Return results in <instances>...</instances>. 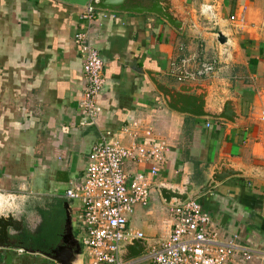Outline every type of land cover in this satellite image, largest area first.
Masks as SVG:
<instances>
[{"label": "crops", "instance_id": "1", "mask_svg": "<svg viewBox=\"0 0 264 264\" xmlns=\"http://www.w3.org/2000/svg\"><path fill=\"white\" fill-rule=\"evenodd\" d=\"M168 4L180 30L153 14L97 10L91 37L105 63L106 86L98 101V126L86 128L79 111L86 80L75 44L83 8L61 0H0V217L11 216L18 225L11 230V247L0 248V264H52L43 253L61 241L65 203L80 239L79 203L67 200L65 191L70 181L82 178L102 132L127 146L168 148L159 174L150 178V199L162 226L137 228L142 207L129 221L150 242L167 239L173 225L160 186L190 185L196 194L216 170L241 172L195 201L210 215L220 242L253 250V264H264V121L257 93L264 84V0ZM243 13L245 25L231 20ZM220 33L228 38L225 46ZM186 53L197 54L200 62L218 60L216 76L179 83L172 65ZM163 90L180 98L205 94L207 108L217 114L230 102L235 119L174 111ZM126 169L147 175L150 165L128 162ZM61 216L62 234L57 233ZM39 231L57 234L58 243L30 250L19 241ZM84 258L83 249L79 264H88Z\"/></svg>", "mask_w": 264, "mask_h": 264}, {"label": "built area", "instance_id": "2", "mask_svg": "<svg viewBox=\"0 0 264 264\" xmlns=\"http://www.w3.org/2000/svg\"><path fill=\"white\" fill-rule=\"evenodd\" d=\"M96 13L89 6L82 10L81 30L75 36L86 80L79 102L80 126L86 128L98 126L102 112L98 101L106 86L105 63L91 37ZM231 20L244 25L245 14ZM218 66L216 59L200 62L197 54L186 53L172 65V75L179 83H198L215 77ZM145 136L152 134L147 131ZM167 151L163 143L127 146L111 132L101 133V144L90 152L82 178L72 180L65 193L67 200L79 203L77 224L88 264H253L256 252L220 242L219 231L197 201L169 209L173 219L170 235L151 247L144 259L132 263L122 260L124 244L133 238L145 239L144 233L132 229L129 221L137 207L148 206L150 178L159 174ZM128 162L150 165L148 174L127 171Z\"/></svg>", "mask_w": 264, "mask_h": 264}, {"label": "water", "instance_id": "3", "mask_svg": "<svg viewBox=\"0 0 264 264\" xmlns=\"http://www.w3.org/2000/svg\"><path fill=\"white\" fill-rule=\"evenodd\" d=\"M64 3L86 8L87 6L94 8L95 10L122 12L129 14H153L168 22L172 27L180 30L181 25L174 19L170 13L171 7L168 4V0H61ZM218 41L221 45L228 44V38L223 34H218ZM165 102L168 107L174 111L189 114L195 117L215 118L234 121L235 113L231 108V103L224 105L221 113L217 114L211 112L206 105L207 95L201 96H189L188 98H180L169 90L162 91ZM101 144V143H100ZM99 144V145H100ZM242 175L241 172H236L229 169H223L222 171L216 170L212 179L206 186L199 190V193L193 194V188L190 185H186L182 190L169 185L160 186V192L164 203L171 207H181L188 204L191 201H195L197 197L207 193L216 184H220L225 180ZM71 182V181H70ZM69 182V184H70ZM69 189V186L67 190ZM66 190V191H67ZM65 191V193H66ZM64 208L67 210V220L65 225V231L61 236L60 243L49 252L43 253V255L52 262L59 264H79L83 258V249L80 239L74 235L72 218L68 213L70 205L64 204ZM17 221L13 217H0V248H10V234L11 230L16 231ZM157 245L155 242H150L146 239H131L121 247L122 260L127 261L136 259L142 256L151 247Z\"/></svg>", "mask_w": 264, "mask_h": 264}, {"label": "rangeland", "instance_id": "4", "mask_svg": "<svg viewBox=\"0 0 264 264\" xmlns=\"http://www.w3.org/2000/svg\"><path fill=\"white\" fill-rule=\"evenodd\" d=\"M246 23V22H245ZM263 23V25L261 26V28L264 30V21L262 22ZM245 25V24H244ZM241 26H243V25H241ZM257 93H258V95H259V108H260V115H264V84L262 85V86H260L259 87V89L257 90ZM154 207V205H153V203L151 202V199H149V204H148V207H146V208H144V210H143V213L141 214V216H139V217H141V218H143L142 219V221L140 220V219H138L137 220V222L136 223H138L136 226H137V228H141V229H145L146 227H145V225H146V223H148V225L150 224V226L152 227V228H160L161 226H162V224H161V218L160 217H158V210H156L155 208H153ZM149 211H153V212H155V213H153L152 215H150V216H148V215H146V213L147 212H149ZM169 211V210H168ZM168 215H169V213H168ZM138 217V218H139ZM162 217V216H161ZM63 218L64 217H62L61 216V218H60V225L57 227V231L59 232V233H61V231L63 230ZM145 223V224H144ZM155 243H159V241H154ZM84 252H86V250H85V248H84ZM147 255V251H146V253H144L142 256H144V255ZM30 255V254H29ZM87 256V255H86ZM142 256H140V258L142 257ZM85 259V258H84ZM132 260H135V261H137V260H139V258H136V259H132ZM85 262L87 263V258L85 259ZM140 264H147L146 262H144V263H140Z\"/></svg>", "mask_w": 264, "mask_h": 264}, {"label": "trees", "instance_id": "5", "mask_svg": "<svg viewBox=\"0 0 264 264\" xmlns=\"http://www.w3.org/2000/svg\"><path fill=\"white\" fill-rule=\"evenodd\" d=\"M24 233V232H23ZM44 233V234H43ZM58 233V231H57ZM62 234V233H61ZM24 236H20V239H22L23 241H25L28 245V248H49L52 246V244H56L59 241V236H57V234H55L54 238H51L45 234L44 231H39L37 232L35 235H25ZM57 236V237H56Z\"/></svg>", "mask_w": 264, "mask_h": 264}, {"label": "flooded vegetation", "instance_id": "6", "mask_svg": "<svg viewBox=\"0 0 264 264\" xmlns=\"http://www.w3.org/2000/svg\"><path fill=\"white\" fill-rule=\"evenodd\" d=\"M19 236H20V235H19ZM19 239H20V237H19ZM19 241L21 242V244H23L24 246H26V248H28V247H27L28 244H27L25 241H23L22 239H20ZM28 249L31 250L32 248H28ZM82 249H84V248L82 247ZM32 250H38V249L33 248Z\"/></svg>", "mask_w": 264, "mask_h": 264}]
</instances>
